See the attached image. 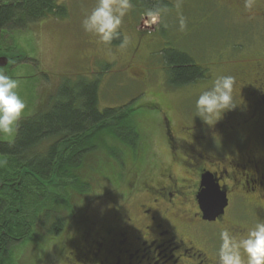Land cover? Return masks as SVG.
<instances>
[{"label": "flooded vegetation", "instance_id": "1", "mask_svg": "<svg viewBox=\"0 0 264 264\" xmlns=\"http://www.w3.org/2000/svg\"><path fill=\"white\" fill-rule=\"evenodd\" d=\"M253 14L254 19L259 16ZM251 66L253 71L229 73L235 77L233 105L241 98L243 107L234 105L225 112L214 131L203 125V119L182 126V137L167 130L171 158L168 162L166 157L160 158L162 167L151 163L158 161L157 157L147 160L146 141L134 131L126 146L114 136L98 143L90 140V134L62 141L51 169L39 175L44 183L54 179V186L64 192L61 198L72 194V202L66 196L63 199L61 225L50 217L46 226L28 228L11 210L2 214L3 225H11L13 234L25 237L39 230L44 254L53 258L49 264H218L222 229L228 228L240 238L264 221V162L255 153L257 143L264 148V59H255ZM235 114L241 122L232 124ZM230 138H235V147L227 146L225 139ZM55 143L49 141L45 149ZM99 150L102 158L91 162ZM173 161L179 174L171 170ZM68 168L75 170L74 180L63 176L62 171ZM84 168L89 171L80 178L78 170ZM205 174L225 192L227 202L223 215L212 222L202 219L197 200ZM68 181L77 184V192L69 191ZM97 181L107 184V192L101 196L113 210L107 221H91L83 210L72 211L78 201L99 197L93 188ZM96 207L100 208L99 204ZM18 226L22 229H16ZM56 227L60 229H53ZM0 235L6 234L0 230Z\"/></svg>", "mask_w": 264, "mask_h": 264}, {"label": "rangeland", "instance_id": "2", "mask_svg": "<svg viewBox=\"0 0 264 264\" xmlns=\"http://www.w3.org/2000/svg\"><path fill=\"white\" fill-rule=\"evenodd\" d=\"M153 1H158L155 8L167 6V11L162 16V23L149 26L144 13L148 10V3L152 5ZM162 1L166 4H161ZM56 2L65 7V18L47 16L22 31H0V53H6L11 58L8 67L0 71L19 81L17 91L26 103L21 119L44 111L55 99L58 87L66 80L71 88L82 78L97 81L99 109H122V112H127L124 123H129L124 127L120 123L118 128L123 130L130 127L144 137L147 160L152 161L157 157L158 161L151 162L156 168L163 166L160 158L166 157V162L171 158L168 139L165 137L167 130L174 136H180L182 126H186L189 121L204 120L203 117H196L195 108L202 91L210 88L212 81L218 76L240 70L253 71L252 62L258 58L264 59V0H131L133 8L124 17L118 30L122 43L126 41L123 47L99 43L95 36L83 30L81 21L96 6L97 0ZM253 11L259 15L255 19L252 18ZM181 15L187 21V27L183 31L179 30L178 24V17ZM170 49L189 54L197 65L208 69V79L171 88L163 59V51ZM22 55L27 61L13 62V57ZM239 101L234 105L242 108L244 102L241 98ZM216 119L218 118L203 125L214 131ZM238 122H241L240 116L233 115L230 123ZM111 124L114 126L108 121L105 126ZM110 131L111 129L94 130L90 132V140L103 143L106 136H114L115 141L126 146L128 138L125 140ZM262 135L264 140V128ZM13 139L14 136L0 137L1 141ZM225 141L228 147L237 145L235 138ZM248 149L252 150V147ZM101 153L99 150L93 154L90 161L101 159ZM255 153L264 162L262 144L255 145ZM7 163L0 157V170H6ZM175 167L173 161L171 170ZM78 171V176L82 178L89 169ZM173 173L179 174L178 167ZM68 188L71 192L79 189L77 184L70 181ZM93 188L95 195L99 197L94 198L93 195L92 198L86 197L82 202L78 201V210L73 208L72 211L77 214L83 210L91 221H107L113 213L109 205L101 200L102 194L107 192V184L105 181H97ZM39 191L43 190L37 189L34 195ZM45 193L42 197L44 200H40V206L45 202L43 209L48 207L49 210L52 204L64 207L65 196L68 202L73 199L71 193L70 196L65 194L61 199L54 197L57 194L64 195L62 189L54 185L47 187ZM91 199L94 202L88 205ZM29 200L31 204V198ZM98 204L100 208L96 207ZM27 209L28 213L34 210L32 206ZM97 209L101 213H94ZM49 216L54 219L60 217L54 212L49 213ZM42 240L40 231L36 230L34 235L13 244L10 257L2 262L0 260V263L49 264L53 258L44 254Z\"/></svg>", "mask_w": 264, "mask_h": 264}, {"label": "trees", "instance_id": "3", "mask_svg": "<svg viewBox=\"0 0 264 264\" xmlns=\"http://www.w3.org/2000/svg\"><path fill=\"white\" fill-rule=\"evenodd\" d=\"M153 4L148 3V10L155 8L158 1L156 3L153 1ZM161 4L166 3L162 1ZM66 15L65 7L57 4L56 0H1L0 31H22L28 25L47 16L65 18ZM122 42V36L118 33L111 44L121 45ZM163 59L167 68L168 84L171 88H180L208 79V69L197 65L187 53L173 49L165 50L163 51ZM97 93V81H87L82 78L75 82L71 88L69 81L66 80L58 87L55 99L47 105L44 111L19 121L12 142L0 143V157L4 159V162H8L6 170H0V230L6 234L5 236L0 235L1 262L10 257L11 246L19 242L15 237L25 240L22 233L13 234L10 231L11 225H3L2 214L4 212L15 211L28 228L37 225L38 222L40 226H46V222L51 217L49 216L51 212L59 215L65 212V209L52 204L50 206L52 208L47 214L48 207L43 209L45 202L40 206V200H44L42 197L46 194L45 190L48 183L52 180L54 183V179L44 183L39 175L51 169V164L57 156L58 146L62 141L71 137L75 139L74 136L82 134L86 136L94 130H109L111 128L114 134L120 135L125 140L130 137L127 135L131 134L132 136L133 130L130 127L123 130L118 128L120 123L123 127L129 123H124L127 112H122V109L100 110ZM108 121L114 126H105ZM54 140L56 143L51 149H45L47 143ZM126 153L129 154L128 149H126ZM62 172L66 179L76 178L74 169L68 168ZM22 174L24 180L16 187V180H19ZM37 189L43 191L34 195ZM37 197L38 199L34 200ZM54 197L61 199L59 194ZM29 198H31V204ZM30 206L34 208L33 211H30L33 213L27 212V207L30 209ZM17 209H20V212ZM60 209L63 211L60 212ZM60 220L57 216L54 222L59 223ZM16 229H22V227L18 226ZM53 229H60V227Z\"/></svg>", "mask_w": 264, "mask_h": 264}, {"label": "clouds", "instance_id": "4", "mask_svg": "<svg viewBox=\"0 0 264 264\" xmlns=\"http://www.w3.org/2000/svg\"><path fill=\"white\" fill-rule=\"evenodd\" d=\"M246 7H249L246 4ZM131 0H97L96 6L81 21L86 33L98 39L99 43L110 45L121 28L124 17L132 10ZM167 6L147 10V25L162 23ZM179 30L187 27L186 18L178 17ZM126 43V41L124 42ZM121 44V47L124 46ZM235 77L218 76L211 87L202 91L195 104L196 117H203L206 124L222 117L234 108L233 91ZM19 81L0 71V135L14 136L19 121L26 109L25 101L18 94ZM220 119H216V122ZM215 125V124H214ZM218 264H264V221L257 222L247 233L238 238L228 228L221 230Z\"/></svg>", "mask_w": 264, "mask_h": 264}, {"label": "water", "instance_id": "5", "mask_svg": "<svg viewBox=\"0 0 264 264\" xmlns=\"http://www.w3.org/2000/svg\"><path fill=\"white\" fill-rule=\"evenodd\" d=\"M23 56V55H22ZM13 57V62L15 60L19 61L23 57ZM11 58H8L4 54H0V70L8 67ZM23 181V174L20 179L16 182L15 186L18 187ZM202 190L197 196L199 209L202 213V219L204 221L212 222L223 215L224 209L226 207V196L225 192L221 191L217 184L213 182L211 176L205 174L201 178ZM19 211V209H17Z\"/></svg>", "mask_w": 264, "mask_h": 264}]
</instances>
